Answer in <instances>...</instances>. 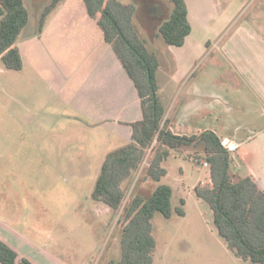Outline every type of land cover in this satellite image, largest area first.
I'll use <instances>...</instances> for the list:
<instances>
[{"label":"rangeland","instance_id":"374dc122","mask_svg":"<svg viewBox=\"0 0 264 264\" xmlns=\"http://www.w3.org/2000/svg\"><path fill=\"white\" fill-rule=\"evenodd\" d=\"M24 1L29 10L30 22L18 39L21 43L38 33L42 12L52 2ZM120 1L134 4L138 12H142L154 1H158L162 7L167 4L170 7L171 4L169 0H145L144 3L142 0ZM215 1L217 4L213 2L210 6L206 0L191 1L197 12L205 17V20H198L195 26L193 38L197 41L194 47L201 48L199 41H206L205 46L211 41L216 46L212 55H207L198 62L193 75L200 77L199 84L206 90L212 84L218 86L222 101L221 122L224 124L232 116L237 126L242 128L243 136H246L254 130L264 129V0ZM140 20L144 22V18ZM163 21L155 20L150 23L148 33L159 49L164 69H169V51L165 47L167 43L157 35ZM42 52L44 56L41 62L49 66L53 62L52 58L46 56L49 50L43 46ZM32 68L33 65L27 64L28 75L25 78L32 79L29 73ZM46 70L43 72L47 76L51 73L55 76L54 69L52 71V68L46 67ZM9 76L16 80L22 75L7 69L0 60V90L5 88ZM159 84L162 87L161 96L169 104L173 97L170 94L172 86L169 78L159 75ZM39 86L43 91L41 82ZM64 89L65 86L56 82V79L55 84L47 82L45 106L41 105L46 114L50 113L51 107H61L66 111L69 98L65 93H60ZM5 100V95L0 93V103ZM252 117L254 123H246ZM58 126L64 130L63 124ZM80 128L79 125V131ZM83 130L86 129L83 127ZM117 145L119 144L112 147ZM260 148H255V153ZM197 154H204L203 147H185L165 162L168 176L162 183L169 184L174 189V208L180 206L181 200L185 201L186 215L182 217L174 214L171 218H166L161 213L155 214L153 225L157 248L153 264H252L236 258L229 251L218 234L210 206L194 194L193 187L206 182L210 176L208 167L196 163ZM14 159L13 165L19 167L23 158ZM257 159L264 163V156H257ZM148 161L149 158L137 176L139 186L134 192L132 190L128 193L125 205L133 195L151 196L157 187L158 183L151 179L142 180ZM35 163L32 158L29 159L31 167L30 170L27 169L28 172L13 174V185L9 181L7 184L13 186L12 193L11 188L8 190L10 202L8 205H0L11 210V221H7L6 225L18 234L13 235L16 245L42 264H109L111 260H119L122 235L119 219L124 207L116 213L110 210L101 214L98 203L91 198L93 184L86 179L91 173L85 174L81 170L76 174H44L41 170L37 173L36 168L32 167ZM182 170L185 171L184 175ZM233 172L238 175L235 169ZM245 174V170L240 173ZM82 176L85 177L83 180ZM74 179L76 181L72 182ZM1 192L5 190H0ZM2 198L0 196V200Z\"/></svg>","mask_w":264,"mask_h":264},{"label":"crops","instance_id":"0c3cea01","mask_svg":"<svg viewBox=\"0 0 264 264\" xmlns=\"http://www.w3.org/2000/svg\"><path fill=\"white\" fill-rule=\"evenodd\" d=\"M142 1L144 3L145 0ZM185 1L192 31L182 47L166 44L169 69L163 67L159 49L148 33V25L155 20H167L173 11V4L169 0L170 7L168 4L162 7L158 1H154L142 12L137 9L134 18L148 47L158 55L159 75L169 78L172 86L170 94L173 97L169 104L161 96V85L159 92L167 107L171 130L179 136L197 135L207 130L215 132L223 142L227 140L228 145L235 146L232 151L233 169L239 175L245 170V175H252L264 190V163L257 159V156H264V129L254 130L243 136L242 128L237 126L232 116L224 124L221 122V90L216 84H212L208 90L202 88L199 84L200 77L193 75L198 62L205 56L212 55L216 46L209 41L206 47V41L198 40L201 48L194 47L197 41L193 38L195 26L198 20H205V17L197 12L192 0ZM206 2L209 6L213 2L217 4L215 0ZM141 18H144V22ZM159 28L157 35L161 37ZM34 35L23 40V43L17 41L16 44L24 66L21 71L15 72L22 76L16 80L9 76L5 88L0 90L7 100L0 103V190H5L0 193L3 196L0 205L9 204L11 196L8 190L11 188L12 193L13 186H8V181L13 185V174L28 172L31 158L36 162L32 167L36 168L37 173L40 170L44 174H76L79 170L85 174L91 173L86 179L93 184L94 190L107 154L131 142L130 124L142 118L141 103L135 86L111 46L106 43L101 29L88 15L83 0H66L61 3L48 18L43 32L40 34L38 31ZM43 46L49 50L46 56L53 60L49 66L41 62L44 56ZM27 64L33 65L29 72L32 79L25 78L28 75ZM46 67L55 70L54 77L52 73L47 76L43 72L47 71ZM55 79L65 86L60 93L66 94L69 103L66 111L61 107H51L50 113L46 114L43 109L46 85L47 82L55 84ZM40 82L43 84V91L39 86ZM254 121L252 117L246 123L252 124ZM62 124L64 130L58 126ZM114 144L119 145L112 147ZM258 147L261 148L255 153L254 149ZM175 154L176 152L172 156ZM14 157L23 158L19 167L13 165ZM181 173L184 175L185 171L182 170ZM138 174L129 183V192H134L139 186ZM74 177L78 179L77 175ZM84 178L82 176L81 179ZM10 211L8 207L0 206V240L15 250L20 258H26L33 264H42L16 245L13 235L18 234L6 225L7 221H11Z\"/></svg>","mask_w":264,"mask_h":264},{"label":"trees","instance_id":"16d2710c","mask_svg":"<svg viewBox=\"0 0 264 264\" xmlns=\"http://www.w3.org/2000/svg\"><path fill=\"white\" fill-rule=\"evenodd\" d=\"M66 0H52L39 21V33L48 18ZM87 13L101 29L108 43L133 82L141 103L142 118L130 124L131 142L109 152L92 192L101 214L123 207L119 224L122 228L121 258L109 264H153L157 240L153 218L161 213L166 218L174 214L185 216V201L173 207L174 189L162 183L168 170L165 162L179 149L203 147L196 163L206 165L209 179L193 190L206 202L214 216L219 236L238 259L252 264H264V190L252 175L233 172L232 152L222 139L207 130L197 135L179 136L172 132L167 107L161 98L160 60L147 45L134 23L137 7L120 0H83ZM173 11L159 28V35L170 46L182 47L191 34L185 0H170ZM30 22L24 0H0V60L5 67L21 71L24 66L16 46ZM149 158L142 180L158 183L149 197L133 195L125 202L129 183ZM100 203V204H99ZM0 264H33L0 240Z\"/></svg>","mask_w":264,"mask_h":264},{"label":"built area","instance_id":"2783aa9c","mask_svg":"<svg viewBox=\"0 0 264 264\" xmlns=\"http://www.w3.org/2000/svg\"><path fill=\"white\" fill-rule=\"evenodd\" d=\"M224 146H226L230 152L235 150V146L234 145H230V144L228 145L227 140L224 141Z\"/></svg>","mask_w":264,"mask_h":264}]
</instances>
